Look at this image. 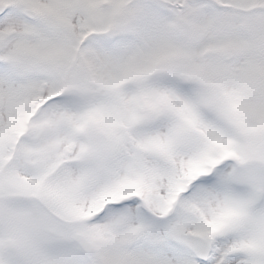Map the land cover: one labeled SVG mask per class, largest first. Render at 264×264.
<instances>
[{
    "label": "snow or ice",
    "instance_id": "6c2138e0",
    "mask_svg": "<svg viewBox=\"0 0 264 264\" xmlns=\"http://www.w3.org/2000/svg\"><path fill=\"white\" fill-rule=\"evenodd\" d=\"M0 264H264V0H0Z\"/></svg>",
    "mask_w": 264,
    "mask_h": 264
}]
</instances>
